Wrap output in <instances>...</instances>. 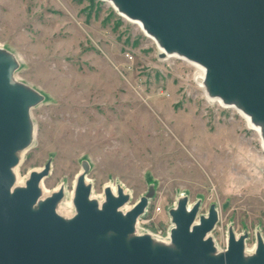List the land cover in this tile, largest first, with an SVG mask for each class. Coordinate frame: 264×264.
Listing matches in <instances>:
<instances>
[{"label":"rangeland","instance_id":"374dc122","mask_svg":"<svg viewBox=\"0 0 264 264\" xmlns=\"http://www.w3.org/2000/svg\"><path fill=\"white\" fill-rule=\"evenodd\" d=\"M0 48L15 58L14 80L41 96L20 177L49 163L45 189L69 193L85 163L94 195L120 183L133 206L153 187L137 235L165 234L184 196L199 202L197 216L215 207L217 251L229 230L247 234L246 254L257 234L264 243L260 142L244 118L204 98L193 66L160 58L101 0H0Z\"/></svg>","mask_w":264,"mask_h":264},{"label":"water","instance_id":"95a60500","mask_svg":"<svg viewBox=\"0 0 264 264\" xmlns=\"http://www.w3.org/2000/svg\"><path fill=\"white\" fill-rule=\"evenodd\" d=\"M104 1V0H101ZM117 14L141 23L156 40L159 57L175 52L204 68L209 96L238 104L260 123L264 135V0H110ZM15 58L0 48V264H264V243L256 235L251 254L247 234L231 230L226 248L217 251L209 233L217 222L211 205L197 216L199 202L187 207L180 196L169 211L167 241L137 235L135 221L153 195L150 186L132 208L121 213L128 196L103 189V202L90 200L84 183L87 165L76 176L74 215L55 212L58 190L39 200V173L30 172L23 187H13L16 153L34 138L30 109L41 96L13 78Z\"/></svg>","mask_w":264,"mask_h":264},{"label":"bare ground","instance_id":"6f19581e","mask_svg":"<svg viewBox=\"0 0 264 264\" xmlns=\"http://www.w3.org/2000/svg\"><path fill=\"white\" fill-rule=\"evenodd\" d=\"M105 3H107L109 6L112 7V9L117 13L118 10H117V7L115 4H113V2H111L110 0H104ZM124 20L128 21V22H131L133 24H135L150 40H152L155 44H156V40L153 36L149 35L142 27L141 23L137 20H131L127 17H122ZM159 49V48H158ZM160 51V50H159ZM165 53V56L164 58H172V59H181L183 61H185L186 63H188L189 65L193 66L195 69H196V82H197V86L198 88L201 89L202 91V94L204 96V98L210 102V103H215L217 104L218 106L222 107V108H227V109H231L233 111H235L239 116H241L242 118L245 119L247 125L249 128H251L257 135V138L260 142V146H261V149L262 151L264 152V135H263V127L260 123H257V122H254L252 121L251 117L249 115H247L240 106H238V104H236L235 102H228V101H224L222 99H220L219 97H216V96H209L206 92V88H205V85L203 83V79H204V68L197 64V63H194V62H191L189 60H186L184 59L183 57L177 55L175 52H164ZM33 137L30 141V144L25 148V149H22L20 151H18L16 153V157H17V164L12 168V174H13V177H14V184H13V187H23L25 185V182L27 180V177H20L18 175V167L20 165V163L22 162V159H23V156L24 154L26 153V151L32 146L33 144ZM42 170V168H39V169H34L32 170L31 172H35V173H39L40 171ZM81 172V171H80ZM80 172L78 173V175L80 174ZM77 175V176H78ZM76 180V179H75ZM84 183L87 184L88 183V179L85 177L84 179ZM75 184V182H74ZM39 190H40V197H39V200H42L43 198L45 197H48L50 196L52 193L54 192H57L58 190H62L64 196L63 198L58 201L56 203V206H55V212L61 216L62 218L64 219H68V218H71L75 211H74V207H73V204H72V199H73V195H74V191H70L69 193L65 190V188H63L62 185H58L56 186L54 189L52 190H47L45 189L44 185H43V179L39 182ZM104 188H108L110 189L111 193L112 194H116V191L118 189L121 190V192L124 194V195H128L129 192L128 190H126L124 188V186L120 183H114V184H107L104 186ZM181 195V193L179 194ZM89 199L90 200H95L97 202L98 205H100L104 198H103V195L102 194H99V195H94V193H90V196H89ZM187 207H191V204L190 203H187ZM132 208V206H130L129 204H124L119 210L121 213H125L127 211H129L130 209ZM138 223V220L135 221V227H136V224ZM237 238V236H235ZM255 246V245H254ZM254 246L251 248V249H248L246 247V250H248L249 252L254 250Z\"/></svg>","mask_w":264,"mask_h":264},{"label":"built area","instance_id":"2783aa9c","mask_svg":"<svg viewBox=\"0 0 264 264\" xmlns=\"http://www.w3.org/2000/svg\"><path fill=\"white\" fill-rule=\"evenodd\" d=\"M170 229H167L165 234H162L161 231H159L157 233H152V232L148 231L146 234H149L150 236H152L153 238H155L157 240L167 241L169 239V231H170Z\"/></svg>","mask_w":264,"mask_h":264}]
</instances>
